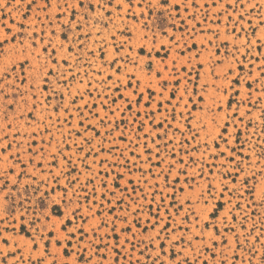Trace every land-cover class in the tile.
Instances as JSON below:
<instances>
[{
    "label": "rangeland",
    "instance_id": "1",
    "mask_svg": "<svg viewBox=\"0 0 264 264\" xmlns=\"http://www.w3.org/2000/svg\"><path fill=\"white\" fill-rule=\"evenodd\" d=\"M57 2L0 0L8 264H264V0Z\"/></svg>",
    "mask_w": 264,
    "mask_h": 264
},
{
    "label": "snow or ice",
    "instance_id": "2",
    "mask_svg": "<svg viewBox=\"0 0 264 264\" xmlns=\"http://www.w3.org/2000/svg\"><path fill=\"white\" fill-rule=\"evenodd\" d=\"M21 2H23V0H17V3L18 4L21 3ZM98 2H99V0H98ZM163 2L164 3H167V0H163ZM129 3H130V0H129ZM84 4H85V0H77V5L70 6L67 3V0H65L63 7L65 9H67L68 7H71L72 8V14H71V17H70V22L75 20V17L77 15V13H76V7L79 6V7L83 8L84 7ZM34 5H36L38 11H45V12H47L48 9L52 7V0H43V4L42 5H38L37 4V0H26L25 12L26 13L27 12H31ZM57 7L58 8L60 7L59 0L57 2ZM95 7H96V5H94L91 2H89V4H88L89 10L94 11L95 10ZM118 7H119V5H118ZM61 15H63V13L62 12H58L57 15H56V20H59L60 17H61ZM23 18L24 19H27L28 17L25 14ZM47 19L50 22L49 23V27H51L52 17L51 16H48ZM3 27L8 28L7 24L3 25ZM23 27H24V25H20V28L21 29H23ZM76 27H77V30H79L80 27H81L78 22L76 24ZM68 30H70V28ZM18 35H21L23 37L24 36V33L23 32H20V33H18ZM51 35H53V36L55 35V31L54 30L52 31ZM28 38L32 42V46H34L35 45V40H36V34L33 33L32 36L31 37H28ZM16 39H17V35H11V29L8 28V34H6L3 38H0V55H3L4 54L3 53L4 45L7 44V43H9L10 40L11 41H15ZM40 43L41 44L44 43L42 39H41ZM21 45H23V39H21ZM60 47H63V45H61ZM49 48H52V53L49 55V59H51V56L54 55L55 54V51H56V48L53 47V44H52L51 39H49V42L43 47L42 51L47 54ZM69 50H71V49H69ZM64 62L67 63V60H65ZM17 63L20 65L21 72L24 73V65L25 64H29L30 62L27 59H24L23 61H17ZM46 67H47V65H45V68ZM11 70L12 71L15 70V65L12 66V69ZM33 73H35V74H33ZM51 74H52L51 70H48L46 73H44L43 76H41V80H42V83L43 84L50 83V81L47 79V76H50ZM8 75H9V70L7 68H5L3 70V73H2L3 79H7L8 78ZM37 75H39V73H38V71L36 69L29 68L28 73H25L24 75H18L17 76V80H19L21 83H29V76H30V79H31L32 82L29 83V89L32 90V89H35V87H36ZM3 79H0V84L3 83ZM0 91H2V90H0ZM225 131H226V129H225ZM225 190H227V189H225ZM66 194H67V191L65 190V195ZM221 196H223V192H221ZM8 211L11 212L12 210L11 209H8ZM72 215L74 216L75 213H73ZM45 219H49L50 220V217H47L46 216ZM21 220H23V217H21ZM71 222H72V220H71V218H69L68 220H66L62 224V227L65 228V230H66L67 225L70 224ZM29 223L33 227H35V223H36L35 221H31ZM21 228L23 230V225H21ZM6 230L7 229H5V231ZM127 230L130 231L131 229L129 228ZM76 231L80 232L82 237L85 235L82 226L81 227H78L76 229ZM113 231H115V229H113ZM37 232H39L38 229H37ZM71 236H72V233H69L68 234V237H66L65 239H70ZM41 239H43V237H41ZM0 242H2L5 245H7L9 243V241H8L7 238H4ZM224 242L227 243V240L225 239ZM30 243H31V248L29 250L30 252L31 251H35L37 248H39V245L36 243L35 237H31ZM49 243H50V241H49ZM56 243H57V245H59L60 244V240H57ZM189 243H191V241H189ZM21 251H23V249L20 248L19 245H16L15 248H14V250L11 251V252H0V264H8L9 258H12V259L15 260L16 257L18 256L19 252H21ZM65 254H67V250L66 249H65ZM45 255H50V253L48 251V246L47 245L45 246L44 252L41 253L40 256L36 257L35 260H33L31 256H29L28 257V262H29V264H44V256ZM181 255H182V253H176L175 250H174V248H173L172 255L170 256V259L176 260V257L177 256H181ZM157 259H159V257H157ZM20 260L21 261L23 260V257L22 256L20 257ZM52 264H56V261L53 260L52 261ZM153 264H155V261L153 262ZM162 264H163V262H162ZM177 264H188L187 257H185L182 261H177ZM204 264H207V261L206 260L204 261Z\"/></svg>",
    "mask_w": 264,
    "mask_h": 264
}]
</instances>
